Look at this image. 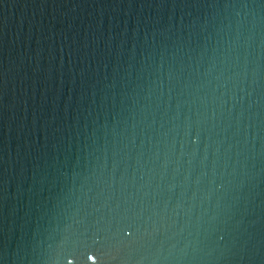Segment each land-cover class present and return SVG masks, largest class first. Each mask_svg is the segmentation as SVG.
<instances>
[{"label":"water","instance_id":"water-1","mask_svg":"<svg viewBox=\"0 0 264 264\" xmlns=\"http://www.w3.org/2000/svg\"><path fill=\"white\" fill-rule=\"evenodd\" d=\"M96 240L264 264V0H0V264Z\"/></svg>","mask_w":264,"mask_h":264},{"label":"snow or ice","instance_id":"snow-or-ice-1","mask_svg":"<svg viewBox=\"0 0 264 264\" xmlns=\"http://www.w3.org/2000/svg\"><path fill=\"white\" fill-rule=\"evenodd\" d=\"M199 139V137H197ZM114 213H119L123 211L127 217H129L131 220H135L137 217L142 218V212L136 210L135 207H126L122 208L121 205H116L114 209H112ZM123 231L128 232V237H134L136 235L135 230L133 227H129L126 229H122ZM96 247L95 250H89V251H84L82 253L83 257V264H88L89 260H92L93 262L100 260L101 264H103V253H104V248L101 246L104 242L100 240H96ZM63 259L67 261V264H72V261L75 260L77 264H81V253L78 248L74 247L71 251L64 250L62 252ZM71 257V259H69Z\"/></svg>","mask_w":264,"mask_h":264}]
</instances>
